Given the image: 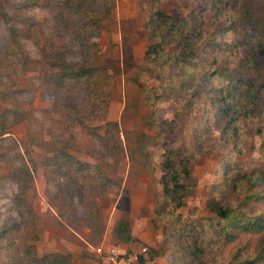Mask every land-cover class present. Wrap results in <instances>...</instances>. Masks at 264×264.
Masks as SVG:
<instances>
[{
	"label": "rangeland",
	"instance_id": "obj_1",
	"mask_svg": "<svg viewBox=\"0 0 264 264\" xmlns=\"http://www.w3.org/2000/svg\"><path fill=\"white\" fill-rule=\"evenodd\" d=\"M157 6L194 44L187 73L177 61L156 62V77L143 69L151 0H115L100 36L91 37L98 46L87 48L74 40L86 22L57 0H0V124L9 130L0 131V229H12V253L33 234L39 256L69 253L75 264H108L92 248L101 243L142 251L156 264H217L264 252V229L226 233L211 210L264 211V52L254 49L264 41V0H158ZM244 7L257 28L224 32L223 13L239 15ZM163 45L173 52L167 40ZM71 64L98 65L102 76L93 83L68 79L58 92L49 74L67 78ZM227 65H239L252 96L237 122L223 116L228 96L215 93L225 79L208 73ZM74 98L87 101L82 115L70 110ZM17 109L24 118L11 126ZM169 149L177 168L187 164L191 173L182 178L183 205L173 208L164 203L159 180ZM69 156L95 163L102 179L92 183L98 186L92 193L94 173L84 177L68 167ZM25 167L32 174L27 186ZM33 218L35 229L23 225ZM120 219L128 221L129 240L114 232ZM5 256L0 249V259Z\"/></svg>",
	"mask_w": 264,
	"mask_h": 264
},
{
	"label": "trees",
	"instance_id": "obj_2",
	"mask_svg": "<svg viewBox=\"0 0 264 264\" xmlns=\"http://www.w3.org/2000/svg\"><path fill=\"white\" fill-rule=\"evenodd\" d=\"M59 2L61 3L62 7L71 10V14H77L80 21L86 22L85 32H77V39H74L76 45L81 48H87L90 45H94L97 47V42L95 40H91V37L97 38L100 36L104 20L112 15V10L115 6V0H57L58 5ZM151 2L153 3V8L149 13L150 16L148 21L145 23V27L150 31L152 41L144 51L143 69L148 72L150 76L156 77L158 75V71L154 67L156 65V62L166 60L177 61L178 63H180V72L187 73L188 70H191L193 68V61L195 60L193 42L187 37L188 35L186 32L184 35V30L180 28V26L178 25V21L172 20L170 15L163 11V9H161L160 7H154L155 4H158V0H151ZM185 4H188V1ZM217 11L221 13L220 9H217ZM250 12L251 10H249V7H244L243 10L239 13V15H236L235 13H230L226 15L225 13H223L226 22L224 25V32L227 30H232L233 32L244 30L246 32L250 29V27H252V25L257 28L258 23L255 20H252ZM200 28L201 25L198 28V36L201 35ZM170 32L172 33L170 34ZM12 34L14 33L11 32V35ZM12 36V41L18 44L16 37H14V35ZM167 37L168 39H166ZM164 40H167V42L173 45L174 50L171 54L166 53V49L163 45ZM254 49L264 52V41H259L258 47L256 48L255 46ZM46 50L48 52L51 49L49 47V49H45V52ZM82 51H86L83 56L85 57V55L87 54V50L83 49ZM61 61H63L64 63L66 61V57L62 56L60 58V62ZM68 64H70V62H68ZM170 65H172V63H170ZM70 66L71 69L69 70V72H67L68 74L65 75L67 78H65L64 76L60 78V73L56 72L49 74V79L58 92L59 88L64 87L68 79L76 81L81 79L82 77H88L91 78V83H93L94 77H97L99 75L102 76V73H100V70H102V68L98 65L71 64ZM238 68L239 65L237 67L227 65L223 71L219 69H213L208 72L213 78L216 74H218L225 79L224 85L216 89L215 93L217 96H220L219 99L222 97L224 98V96H228V103L226 105H223V107L221 106V108H224L228 111L225 112L226 114L223 116L229 117V122H237L239 118H241L242 115L245 114V111H250L249 107L246 104V101H251L252 96H250V94L248 93L247 88L242 87L244 84L247 83V80L244 74L239 73L237 71ZM62 78H64V80H62ZM74 81L70 82L69 85H74ZM93 92H96L95 87ZM1 97L4 101L9 100L4 94H2ZM243 99L245 100V102L243 101ZM82 101L87 104V101L83 98H80L79 100L74 98L73 103H71L70 105L71 112H75L77 115H82L84 112V107H82ZM233 106L236 107L235 110H232ZM242 106L246 108L239 115L237 110H239V108ZM1 114L2 113H0V117ZM23 118V110L17 109L13 111L10 123L11 126L21 121ZM0 131L2 133L9 132V130H3L1 124ZM172 152L173 151L169 149L161 155V176L159 179L162 183L164 203L168 204L171 208L183 205V196L180 191L185 192L186 185L182 181V178H191L190 169L187 164H184L180 170L177 168L176 163L173 160ZM91 164L85 163V161H79L78 159L69 156L68 167L74 170L81 171L84 177H90V175L94 173V180H89L90 193L93 192L94 187H98L92 184L93 182H95V179L96 181L102 179V177L99 176L101 173L96 170L95 163ZM86 166L90 169V171L87 170ZM93 166L94 171L91 169L93 168ZM14 170V167L11 168L10 174H12ZM22 170L25 171V173H23L22 175L24 176V178H22L21 176V180L24 179L22 184L24 186H27V181L28 179L32 178V174L26 167ZM15 173H17V171ZM260 178V181H263L264 183V171L262 172ZM100 186H102V189L104 188L105 180L102 182L100 181ZM78 191L81 194V190L78 189ZM102 192L104 191L102 190ZM29 206V213L35 216L33 208L31 207V205ZM211 210H213L214 213L222 221V229L226 233L231 231H262L264 229V211H261L260 213L254 215L249 213L252 211L246 213L239 206L234 207L225 205H213L211 207ZM25 222L23 223L24 226H26V224H30V227H33L35 225L34 218L28 223ZM33 229H35V227H33ZM9 230L10 229H8L7 227H2L0 229V249L4 250L8 254V256H5L4 259H0V264H75V262L71 258L72 255H69V253L48 252L39 256L37 254L35 244L29 241L30 239L33 241L36 240L37 235L35 234L29 236L27 235L28 237H24L20 241V243L17 244V247L15 249L16 253H12V249L14 248L15 242L14 240L10 242L9 235L12 229L10 231ZM114 232L120 239L122 238L124 240H129L131 238L129 224L127 220L120 219L114 227ZM21 248L23 250L22 254L19 253ZM263 253L258 252L254 256H250L242 260L226 261L217 264H264Z\"/></svg>",
	"mask_w": 264,
	"mask_h": 264
},
{
	"label": "built area",
	"instance_id": "obj_3",
	"mask_svg": "<svg viewBox=\"0 0 264 264\" xmlns=\"http://www.w3.org/2000/svg\"><path fill=\"white\" fill-rule=\"evenodd\" d=\"M108 264H156L152 260H147L142 251L133 249H119L114 245H104L103 243L92 246ZM143 247L141 250H144Z\"/></svg>",
	"mask_w": 264,
	"mask_h": 264
}]
</instances>
